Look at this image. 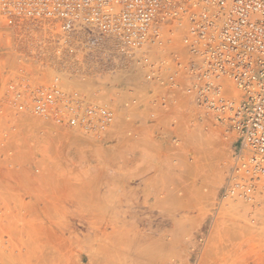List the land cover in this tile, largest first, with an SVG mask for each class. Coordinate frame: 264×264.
Returning <instances> with one entry per match:
<instances>
[{"label": "rangeland", "instance_id": "rangeland-1", "mask_svg": "<svg viewBox=\"0 0 264 264\" xmlns=\"http://www.w3.org/2000/svg\"><path fill=\"white\" fill-rule=\"evenodd\" d=\"M9 46L0 38V66L16 61ZM43 53L32 63H52ZM96 53L80 54L95 68L74 82L115 100L105 137L26 128L0 146V264H264V193L252 204L227 194L238 134L192 121L183 97L168 112L151 105L165 89Z\"/></svg>", "mask_w": 264, "mask_h": 264}, {"label": "built area", "instance_id": "built-area-1", "mask_svg": "<svg viewBox=\"0 0 264 264\" xmlns=\"http://www.w3.org/2000/svg\"><path fill=\"white\" fill-rule=\"evenodd\" d=\"M39 22L50 27L35 38ZM2 34L16 61L0 71V146L26 128L105 137L113 104L62 82L84 81L80 54L101 60L96 50L110 42L140 86L165 89L151 105L168 112L183 97L192 121L238 134L229 196L252 204L264 193V0H0ZM43 52L52 63L33 64ZM31 118L34 127L24 124Z\"/></svg>", "mask_w": 264, "mask_h": 264}, {"label": "bare ground", "instance_id": "bare-ground-1", "mask_svg": "<svg viewBox=\"0 0 264 264\" xmlns=\"http://www.w3.org/2000/svg\"><path fill=\"white\" fill-rule=\"evenodd\" d=\"M40 24H41V28L40 29H36L35 31H39V33L40 34H35V35H33V37H35V38H37V37H39V36H41L42 34H43V32H45L46 30H48L49 29V25H46V24H44L43 22H39ZM3 24H1V26H2ZM46 33V32H45ZM8 35H9V33H8ZM8 35L7 34H2V35H0L1 37L0 38H2L3 40H6L7 41V43H9L8 41H12L11 40V38H10V36H9V38H8ZM34 39V38H33ZM110 41V40H109ZM9 45H12V43H9ZM103 49H105L106 51H107V54H109L110 55V53H112L111 52V50H112V46H111V44H110V42L109 43H106V44H104L103 45ZM105 57V56H104ZM8 58V57H7ZM3 59V58H2ZM87 61H85V63L86 64H88L89 65V68H86V67H84L83 68V70H88V69H90V68H95V64L94 63H92L89 59H86ZM6 62V61H5ZM8 62V61H7ZM11 63V61H9L8 63H6V64H3V65H1L0 66V71L2 70V69H4L6 66H7V64H10ZM54 63V62H53ZM113 67V66H112ZM102 69V68H101ZM118 69V68H117ZM105 72V71H104ZM138 74V73H137ZM135 75V74H134ZM90 77V76H89ZM88 77V78H89ZM135 77H138V76H136L135 75ZM46 78H48V76H46ZM76 79V78H75ZM86 79V78H85ZM101 79V78H100ZM65 84H67V83H65V81L64 82H62V85L64 86V88L66 89L67 87H66V85ZM69 85V88H71V89H76V90H79V91H81L84 95H85V97L86 98H88L90 101L91 100H96V99H98V100H100L101 99V95H100V91H101V89L100 88H98V86L96 85V83L94 84V86H93V90H92V95L90 96L88 93H85V90L83 89L82 90V88H81V86L80 85H83V84H81V83H78V82H74V80H73V82L70 80V83L68 84ZM85 85V84H84ZM83 85V86H84ZM91 86H92V84H91ZM85 88H86V86H85ZM104 90H106V89H104ZM90 91V90H89ZM235 91V90H234ZM234 93H237V92H234ZM107 96L109 97V98H111L112 99V96H110L109 94H107ZM96 97V98H95ZM148 97V96H147ZM106 99V98H105ZM126 100H129V98H126ZM125 100V101H126ZM105 101H110L111 102V100H105ZM114 106L116 105V102H115V100H114ZM122 105L125 107V102L123 101L122 102ZM133 105H135V104H131V103H129L128 104V106H133ZM145 105V104H144ZM114 106L112 105V107L114 108ZM136 107V106H135ZM132 109V108H131ZM135 109V108H134ZM115 110V109H114ZM121 110H122V108H121ZM133 110V109H132ZM131 110V111H132ZM123 111V110H122ZM130 111V112H131ZM129 112V111H128ZM127 112V113H128ZM135 112V111H134ZM133 113V112H132ZM130 114V113H129ZM116 110H115V120H116ZM28 122V123H27ZM39 121H36L35 119H33V118H31V119H28V120H26L25 122H24V124H28L29 126L31 125V126H36L37 124L36 123H38ZM115 123V122H114ZM114 123L112 124V126L114 125ZM116 125V124H115ZM120 129V128H119ZM71 131V130H70ZM36 132V131H35ZM71 132H73V131H71ZM74 133V132H73ZM37 134V133H36ZM119 139V138H118ZM204 142V141H203ZM206 143V142H205ZM204 150V149H203ZM49 173H52V172H49ZM172 174V173H171ZM51 176V175H50ZM163 176V175H162ZM166 177V176H165ZM167 186V185H166ZM187 187V186H186ZM164 189V188H163ZM144 209V208H143ZM122 210V209H121ZM152 217V216H151ZM113 221V220H112ZM142 224V223H141ZM143 225V224H142ZM141 225V226H142ZM142 253V252H141ZM115 254H116V252H115ZM142 254H144V253H142ZM91 256H93L92 254H91ZM98 256V255H97ZM117 256V255H116ZM128 256V255H127ZM120 257V256H119ZM93 259H94V257H92ZM100 258H103L104 259V257H100ZM118 258V257H117ZM100 260V259H99ZM106 259H104V261H105ZM119 261V260H118ZM103 262V261H102ZM112 262V261H111ZM92 263V262H91ZM114 264V263H113ZM124 264V263H123Z\"/></svg>", "mask_w": 264, "mask_h": 264}, {"label": "crops", "instance_id": "crops-1", "mask_svg": "<svg viewBox=\"0 0 264 264\" xmlns=\"http://www.w3.org/2000/svg\"><path fill=\"white\" fill-rule=\"evenodd\" d=\"M57 234V233H56Z\"/></svg>", "mask_w": 264, "mask_h": 264}]
</instances>
